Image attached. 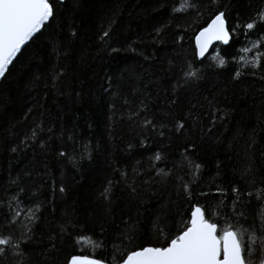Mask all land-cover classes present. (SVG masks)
<instances>
[{"label": "trees", "instance_id": "trees-1", "mask_svg": "<svg viewBox=\"0 0 264 264\" xmlns=\"http://www.w3.org/2000/svg\"><path fill=\"white\" fill-rule=\"evenodd\" d=\"M51 3L0 82V264H121L196 207L261 264L264 0ZM221 13L229 42L199 59Z\"/></svg>", "mask_w": 264, "mask_h": 264}, {"label": "snow or ice", "instance_id": "snow-or-ice-1", "mask_svg": "<svg viewBox=\"0 0 264 264\" xmlns=\"http://www.w3.org/2000/svg\"><path fill=\"white\" fill-rule=\"evenodd\" d=\"M53 15L51 0H0V78L8 72L22 46L40 32ZM253 26L249 23L247 28ZM213 41L224 44L229 41L222 13L197 37L200 57H204ZM218 56L217 53L212 59H218ZM218 63L223 66L225 60L219 58ZM191 74L195 75L194 72ZM159 158L157 154L156 159ZM217 232L218 226L206 218V210L196 207L189 226L172 238L167 246L133 251L122 264H251L250 251L244 245L240 231L229 226L221 229L219 235ZM250 239L255 243L254 235ZM84 242L93 243L90 238H85ZM8 243V240L0 239V245ZM70 264L96 262L87 257H73ZM261 264H264V260H261Z\"/></svg>", "mask_w": 264, "mask_h": 264}, {"label": "water", "instance_id": "water-1", "mask_svg": "<svg viewBox=\"0 0 264 264\" xmlns=\"http://www.w3.org/2000/svg\"><path fill=\"white\" fill-rule=\"evenodd\" d=\"M52 1H58V2H64L65 0H51V2ZM216 18V17H215ZM214 18V19H215ZM51 19V18H50ZM50 19L44 24V26L50 21ZM213 19V20H214ZM212 20V21H213ZM223 20H224V18H223ZM212 21L209 23V25L212 23ZM224 24H225V28H226V30L228 31V29H227V25H226V22H225V20H224ZM208 25V26H209ZM43 26V27H44ZM207 26V27H208ZM43 27L41 28V30H40V32L42 31V29H43ZM206 27V28H207ZM205 28V29H206ZM205 29H203V30H201L200 32H202V31H204ZM40 32H38V33H36L24 46H22V49H21V51L19 52V53H17V56L14 58V60H13V62L16 60V58L19 56V54L22 52V50L31 42V40L33 39V38H35ZM200 32L195 36V38H194V48H195V51H196V55H197V57L199 58V59H204L205 57H206V55L209 53V51L211 50V48H212V46L213 45H215V44H217V43H219V44H224L223 42H221V41H213L212 42V44L209 46V48L207 49V51L205 52V55H204V57H200L199 56V49H198V45H197V37L199 36V34H200ZM229 42V41H228ZM13 62H12V64H13ZM11 64V65H12ZM10 65V66H11ZM10 66H9V68H10ZM6 75V74H5ZM2 79H3V77L2 78H0V82L2 81ZM195 210V209H194ZM193 210V211H194ZM75 257H80V256H75ZM73 258V257H72ZM72 258L69 260V262H68V264H70V262H71V260H72ZM89 259H91V258H89ZM92 260H94L95 262H96V264H105V263H102V262H100V261H97V260H95V259H92ZM122 264V263H121Z\"/></svg>", "mask_w": 264, "mask_h": 264}, {"label": "bare ground", "instance_id": "bare-ground-1", "mask_svg": "<svg viewBox=\"0 0 264 264\" xmlns=\"http://www.w3.org/2000/svg\"><path fill=\"white\" fill-rule=\"evenodd\" d=\"M66 1V0H65Z\"/></svg>", "mask_w": 264, "mask_h": 264}]
</instances>
